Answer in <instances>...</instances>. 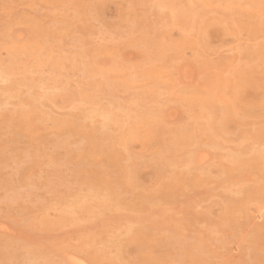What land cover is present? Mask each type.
<instances>
[{"label":"rangeland","instance_id":"obj_1","mask_svg":"<svg viewBox=\"0 0 264 264\" xmlns=\"http://www.w3.org/2000/svg\"><path fill=\"white\" fill-rule=\"evenodd\" d=\"M75 263L264 264V0H0V264Z\"/></svg>","mask_w":264,"mask_h":264},{"label":"bare ground","instance_id":"obj_2","mask_svg":"<svg viewBox=\"0 0 264 264\" xmlns=\"http://www.w3.org/2000/svg\"><path fill=\"white\" fill-rule=\"evenodd\" d=\"M14 36H15V35H14ZM15 39H16V38H15ZM18 41H19V40H18ZM75 261L77 262L78 260H75ZM75 261H74V262H75ZM79 261H80V260H79ZM75 264H76V263H75Z\"/></svg>","mask_w":264,"mask_h":264}]
</instances>
